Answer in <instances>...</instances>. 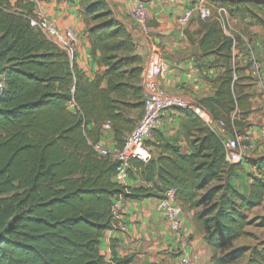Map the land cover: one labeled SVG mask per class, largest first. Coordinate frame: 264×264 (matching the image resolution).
<instances>
[{
    "label": "trees",
    "instance_id": "obj_1",
    "mask_svg": "<svg viewBox=\"0 0 264 264\" xmlns=\"http://www.w3.org/2000/svg\"><path fill=\"white\" fill-rule=\"evenodd\" d=\"M24 1L0 0V264H130L131 257L107 261L99 252L100 239L114 224L113 199H160L170 189L197 210L195 227L212 264H264V239L247 230L264 227V215H249L264 203V155L245 161L254 172H248L247 192L239 190L230 179L244 171L242 162H226L219 136L180 109L178 135L153 130L146 146L156 155L146 163L130 161L129 177L137 174L144 185L115 183L116 162L98 156L94 145L109 124L120 148L142 115L143 61L136 43L106 0H63L81 6L91 52L100 54L104 71L88 80L29 25L22 12L31 13L33 4ZM213 7L264 33V0H216ZM200 22L201 54L212 55L222 71L214 78V94L198 102L233 134L242 125L234 111L247 96L237 67H231L240 38L234 44L215 19ZM70 101L76 111L67 108ZM179 134L189 153L181 152ZM241 237L255 244L231 247Z\"/></svg>",
    "mask_w": 264,
    "mask_h": 264
},
{
    "label": "crops",
    "instance_id": "obj_2",
    "mask_svg": "<svg viewBox=\"0 0 264 264\" xmlns=\"http://www.w3.org/2000/svg\"><path fill=\"white\" fill-rule=\"evenodd\" d=\"M9 1L11 5H14L18 0ZM136 1L106 0L115 18L131 34L137 46V53L142 58L143 66L146 53L151 49H156L168 64V71L161 78V86L165 92L177 94L196 102L212 96L215 90L213 87L214 78L218 72L222 71V68L219 64L206 66L207 63H212L214 57L212 55L203 56L199 49L198 40L205 29L197 16H194L186 27H181L177 21L186 8L197 6L200 0H141L147 6L148 23L151 27V33L147 38L141 35L129 17L131 7ZM24 2L22 0L20 4L22 5ZM213 2L207 0V4L211 7H213ZM42 5L47 16L59 29L71 28L76 33L78 37L74 61L76 68L84 73L88 80H92L97 73L102 74L104 67L100 62V54L93 55L91 52L81 6L76 1L63 0H46ZM230 20L241 26L244 32L250 35L254 33L250 38H254L253 46L260 59V74L264 76L263 31L257 26L247 25L246 22ZM234 52L237 59H244L243 55L246 51L234 50ZM236 67L237 75L240 77L238 84L247 94L241 101V105L234 111L235 114L233 113L238 121L244 123L243 128L240 126L236 130L250 134L255 139L256 149L250 158H256L264 155L262 133L264 131V100L260 96L259 85L251 73L250 66L248 65L249 68L241 67V65ZM182 119L181 113L171 112L158 129L159 132L165 137L177 136ZM152 139L153 137L148 140L152 141ZM99 142L110 150L116 147L110 128L103 127ZM178 145L182 153H189L186 141L180 134ZM250 169L252 170V168ZM246 170L245 172H247ZM132 172L134 173V170ZM237 179H230V181L235 185ZM245 179L246 186L243 191L247 192L251 177L248 176ZM124 185L137 188L144 183L134 173V176L130 177ZM157 202L158 199L153 197L125 201L122 221L126 230H108L100 239L99 252L105 260L109 261L115 255L119 258L131 257L130 264H178L174 236L167 222L157 212ZM180 205L182 224L190 235L188 252L192 257L191 264H212L209 260L210 250L203 240V233L195 227V211L181 202ZM243 239L244 237L234 240L232 247L248 245L242 242Z\"/></svg>",
    "mask_w": 264,
    "mask_h": 264
},
{
    "label": "built area",
    "instance_id": "obj_3",
    "mask_svg": "<svg viewBox=\"0 0 264 264\" xmlns=\"http://www.w3.org/2000/svg\"><path fill=\"white\" fill-rule=\"evenodd\" d=\"M28 1L33 4L32 11L31 13H22L28 20L29 25L37 29L56 47L64 51L71 62L75 61L78 37L74 30L71 28L59 29L43 10L42 0ZM210 1L215 2L216 0ZM211 8L206 0H200L197 6H191L184 10L177 19L178 24L181 27H186L194 16H197L200 20H207L212 17ZM215 12L216 16L214 19L219 22L224 35L233 38L235 31L229 26V20L231 18H229L223 8H218ZM129 17L141 35L147 38L151 33V27L148 23V9L146 4L141 0L134 2ZM234 50L235 48L232 49L233 56L235 55ZM144 60L145 64L141 76L143 99L140 119L137 121L135 127L126 135L124 143L120 148L115 147L110 150L103 147L100 142L94 145V150L98 156L109 157L116 162L113 175V181L115 183L124 185L130 178V161L132 159L140 160L143 163L151 159L152 153L148 146H146V141L151 136L153 130L160 129L164 123V119L171 112H176L180 109L192 112L206 127L219 136L224 147V158L226 162L230 164L245 162L252 156L256 149V141L250 134H244L238 130H234L233 134H228L225 131L224 122L213 119L209 111L201 106L199 102L164 91L161 86V78L167 73L168 64L162 59L158 50H149ZM259 64L254 57L250 59L249 66L251 73L256 78L260 89V96L264 100V76L260 74ZM233 79H236V75H233ZM4 88L5 84L0 80V95ZM67 108L70 111H76V104L70 101ZM103 127L110 128L109 124H105ZM262 133L264 136V131ZM125 201L122 196L113 199L111 206V214L114 222L113 230H126V226L122 221ZM156 210L167 222L174 236L178 264H191L192 257L188 252L190 235L183 227L181 205L174 197L173 190L166 191L164 197L158 199Z\"/></svg>",
    "mask_w": 264,
    "mask_h": 264
},
{
    "label": "rangeland",
    "instance_id": "obj_4",
    "mask_svg": "<svg viewBox=\"0 0 264 264\" xmlns=\"http://www.w3.org/2000/svg\"><path fill=\"white\" fill-rule=\"evenodd\" d=\"M211 9H212V17H210L208 19H214V17L216 16V12L214 11V7H212ZM229 26L235 32H234V37L233 38H231L229 36H227V37L228 38H231L234 42H235V39L236 38H238V37L240 38L239 40L237 39V41H236V44L238 43L239 45H238V47L235 48V50L236 51H243V52L246 51V52H244L245 55H243V58H244L243 60L237 59L236 58V55L232 58L231 67L236 68L237 65H241V67L249 68L248 65H249L250 59L252 57H254L260 63V59H259V57H258V55H257V53H256V51L254 49V46H253V44H254L253 43L254 42V38L253 39L250 38V36H253L254 33L252 35H250V34L244 32L241 29V26H239L238 24L232 23L231 20H229ZM236 36H238V37H236ZM210 65H212V63H207L206 66H210ZM175 113H179V112L176 111ZM132 116L133 117H136L135 114H133ZM138 119H136V121ZM136 121H135V123H137ZM241 124H242L241 127L243 128L244 123H241ZM225 131H226V129H225ZM149 138L151 139L152 138V135L149 136ZM150 141L151 140H149L148 142H150ZM148 148L152 151V154H156L157 153V151L153 148V146H150L148 144ZM241 165L244 168V171H241V172L238 173L239 174L238 179L235 178V179H237V180H235L237 182V183H235V186L239 190H244L243 188H245V186H246V184H245L246 183V179L245 178L248 177V172L251 173V174H253L254 171L251 170L250 167H249V165H248V163H246L244 161L242 162ZM245 170L247 172H245ZM194 211L196 212L197 210H194ZM249 215L251 217L264 215V203L261 206L254 208L251 212H249ZM247 230H249L252 234H254L258 239L264 238V227H258V226L251 225V226H248L247 227ZM242 242H244V243H246L248 245L249 244L252 245L253 243H255L254 239L253 238H250V237H244V239L242 240ZM231 247H232V245H231ZM229 248H230V246L229 247H226L221 252H224V251L228 250Z\"/></svg>",
    "mask_w": 264,
    "mask_h": 264
}]
</instances>
